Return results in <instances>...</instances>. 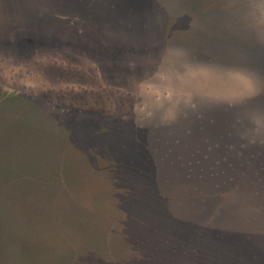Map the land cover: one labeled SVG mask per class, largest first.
<instances>
[{"label":"trees","instance_id":"trees-1","mask_svg":"<svg viewBox=\"0 0 264 264\" xmlns=\"http://www.w3.org/2000/svg\"><path fill=\"white\" fill-rule=\"evenodd\" d=\"M0 4L12 6L6 8L7 18L21 15L19 21H0L2 52V47L5 52L51 50L71 38H86L87 49L98 55L99 67L105 63L123 70L130 65L137 73L176 63L227 73L241 69L258 83L252 98L203 101L167 124L136 119L124 123L103 117L107 110L90 111L73 104H64V111L57 109L51 115L52 103L44 104L36 96L0 93V108L35 119L34 126L29 125L47 135L41 144L37 136L29 138L43 157L35 151L22 154L51 162L45 166L48 178L0 159L12 177L10 185L55 189L54 202L65 196L83 220L82 243L61 233L68 250L57 257L58 264H78L86 254L104 257L109 264L124 263L119 258L125 256L130 239L127 229L121 228L129 219L105 205L108 200L121 205L108 194L112 185L161 198L162 183L180 184L196 217L206 220L196 232L197 257L205 255L208 227L213 221L220 223L227 211L242 214L252 226L231 238L251 241L263 236L264 0H0ZM22 5H47L50 10L14 8ZM243 143L248 148L237 147ZM138 155H146L145 161ZM165 171L172 175L162 180ZM90 217L103 220V228L92 229ZM217 234L220 239L228 235L220 230ZM173 237L182 240L179 233L173 232ZM167 241L157 253L166 247L173 256L191 255L192 245L177 246L170 237Z\"/></svg>","mask_w":264,"mask_h":264},{"label":"water","instance_id":"water-1","mask_svg":"<svg viewBox=\"0 0 264 264\" xmlns=\"http://www.w3.org/2000/svg\"><path fill=\"white\" fill-rule=\"evenodd\" d=\"M7 6L12 7L0 4V18L5 15ZM45 6L22 5L14 8L18 12L38 8L50 10ZM0 93L7 96L13 94L1 86ZM17 115L9 107L0 108V159L4 163L30 167L35 175L48 177L49 170L45 166H51V162H44L45 159L39 158L28 159L22 154L24 150L35 151L38 152L37 157H43L38 151V144L29 141V138L37 136L41 144L47 135L32 128L35 119H24ZM137 157L145 161L146 155ZM161 175L162 180H167L172 174L165 171ZM138 178L133 177L136 180ZM139 179L147 181L144 177ZM11 180L7 170L0 165V190H3L0 195V264H58L57 257L61 252L68 250L61 233L75 244L82 243L85 232L83 220L65 196L54 202L55 189L39 185L25 187L18 183L10 185ZM22 188L27 191L23 192ZM160 189L161 198L137 189L124 192V189L116 185H112L108 190V194L111 197L114 194L121 203L114 205L108 200L105 205L109 211L123 214L129 219V223L121 228L127 229L125 233L130 239L124 248L125 256L119 258L123 260V264H264L263 236H256L251 241L248 237L241 240L231 238L236 232L242 233L247 227L252 228L248 225L246 217L232 211H227L220 223L216 220L210 224L206 231L209 236L205 255L197 257L196 232L205 227L206 220L196 217L189 201L184 197L180 184L162 183ZM98 204L100 205V202ZM88 223L94 230L102 229L105 224L103 220L95 217H90ZM219 230L228 235L220 239L217 234ZM173 232L179 233L182 240L179 237L175 240ZM169 237L177 246L192 245L191 255L173 256L174 253L166 247L161 254L157 253L156 249L167 243ZM65 264H68V261ZM78 264H109V261L98 257L97 254H86L80 258Z\"/></svg>","mask_w":264,"mask_h":264},{"label":"rangeland","instance_id":"rangeland-1","mask_svg":"<svg viewBox=\"0 0 264 264\" xmlns=\"http://www.w3.org/2000/svg\"><path fill=\"white\" fill-rule=\"evenodd\" d=\"M0 19L4 23L19 21L21 15L14 14V19L4 15ZM71 39L51 50L36 52H5L2 47L0 86L9 92L36 96L44 104L52 103L48 108L51 115L57 109L64 111V104H73L90 111L107 110L108 116L103 117L124 123L136 119L164 124L174 121L182 110L194 104L240 101L252 98L257 91V79L241 69L227 73L176 63L137 73L131 71L130 65L123 70L105 63L99 67L98 55L91 53L84 43L87 39ZM247 145L237 147L244 149Z\"/></svg>","mask_w":264,"mask_h":264}]
</instances>
